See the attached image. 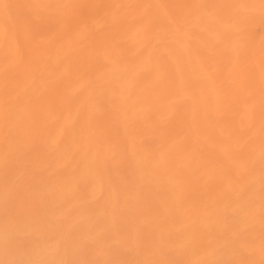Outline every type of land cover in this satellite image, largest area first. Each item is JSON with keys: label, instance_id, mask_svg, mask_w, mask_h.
<instances>
[{"label": "bare ground", "instance_id": "obj_1", "mask_svg": "<svg viewBox=\"0 0 264 264\" xmlns=\"http://www.w3.org/2000/svg\"><path fill=\"white\" fill-rule=\"evenodd\" d=\"M1 155L53 253L264 264V0H0Z\"/></svg>", "mask_w": 264, "mask_h": 264}, {"label": "rangeland", "instance_id": "obj_2", "mask_svg": "<svg viewBox=\"0 0 264 264\" xmlns=\"http://www.w3.org/2000/svg\"><path fill=\"white\" fill-rule=\"evenodd\" d=\"M6 157L7 156L4 157L3 155L0 156V264H156L158 262L163 264V261H166V256L165 258L164 256H160L161 259L158 257L153 258V256H102V253H100L101 256H94L98 255V253L92 254L93 256H91L90 251L89 253L86 251L88 254H85V252L84 254L80 253L81 251L77 253L74 252L75 246L72 247V241L76 240L74 237L72 239L69 238L70 241L67 239L65 242L67 246L72 242L71 245H69L72 251L69 252L68 250V252L53 253V250L51 251L49 249H52L54 246V241L46 242L43 239L42 233L40 234L38 231V229L42 230L44 225L42 224L43 222H38L42 224V227H38L39 224L36 222V220H41V217L36 216L38 213L41 215V212L37 211V214L36 212L34 213L36 209L38 210L39 208L40 210V205H38L39 177L34 175V173L37 172V162L33 160L8 161V157ZM16 164L17 166H15ZM9 165L11 166L8 167ZM19 166H21V169H19ZM30 167L33 169H29ZM28 178L30 179L28 180ZM20 189L22 191H20ZM24 197L26 198L24 199ZM19 198L23 200L19 201ZM30 199L33 201H30ZM35 201L37 203H35ZM10 202L12 203L10 204ZM24 211L26 213H24ZM8 212H11V214ZM32 212L33 214L31 215ZM8 216H13L15 219L10 217V219H12L10 221ZM13 220H16V226L13 224ZM8 223L13 224V226ZM17 223H19V225ZM41 224L39 226H41ZM9 230H11V233L13 232V236L9 235ZM67 230L70 234H73L71 231L75 233L74 227H71V230H69V228ZM9 239L10 243L8 242ZM169 258L170 257L167 256L168 262L170 260ZM161 260H163L162 263L160 262Z\"/></svg>", "mask_w": 264, "mask_h": 264}]
</instances>
